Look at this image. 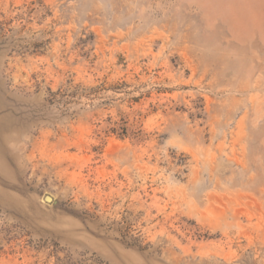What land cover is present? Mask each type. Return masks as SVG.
Returning a JSON list of instances; mask_svg holds the SVG:
<instances>
[{
  "label": "rangeland",
  "instance_id": "obj_1",
  "mask_svg": "<svg viewBox=\"0 0 264 264\" xmlns=\"http://www.w3.org/2000/svg\"><path fill=\"white\" fill-rule=\"evenodd\" d=\"M0 264H264V0H0Z\"/></svg>",
  "mask_w": 264,
  "mask_h": 264
},
{
  "label": "water",
  "instance_id": "obj_2",
  "mask_svg": "<svg viewBox=\"0 0 264 264\" xmlns=\"http://www.w3.org/2000/svg\"><path fill=\"white\" fill-rule=\"evenodd\" d=\"M45 199H48V201H51V200H52V197L49 196V195H46V196H45Z\"/></svg>",
  "mask_w": 264,
  "mask_h": 264
},
{
  "label": "trees",
  "instance_id": "obj_3",
  "mask_svg": "<svg viewBox=\"0 0 264 264\" xmlns=\"http://www.w3.org/2000/svg\"><path fill=\"white\" fill-rule=\"evenodd\" d=\"M38 2H40V1H38ZM40 5H41V3H40ZM16 16H19V15H16ZM112 130H114V129H112Z\"/></svg>",
  "mask_w": 264,
  "mask_h": 264
},
{
  "label": "bare ground",
  "instance_id": "obj_4",
  "mask_svg": "<svg viewBox=\"0 0 264 264\" xmlns=\"http://www.w3.org/2000/svg\"><path fill=\"white\" fill-rule=\"evenodd\" d=\"M46 200H48V199H46Z\"/></svg>",
  "mask_w": 264,
  "mask_h": 264
}]
</instances>
